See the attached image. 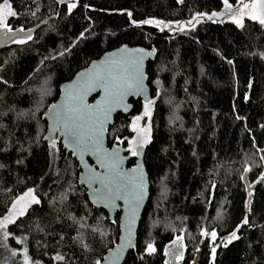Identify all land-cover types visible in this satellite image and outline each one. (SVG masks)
Wrapping results in <instances>:
<instances>
[{"label":"trees","instance_id":"1","mask_svg":"<svg viewBox=\"0 0 264 264\" xmlns=\"http://www.w3.org/2000/svg\"><path fill=\"white\" fill-rule=\"evenodd\" d=\"M8 3L17 15L0 44V210L28 188L38 196L40 203L10 227L31 258L96 264L118 241L121 211L112 216L93 206L78 161L61 138L55 149L45 140V115L63 84L127 44L155 49L156 56L147 69L154 101L145 145L151 196L138 245L124 264H191L197 253L198 264H264V25L195 22L221 10L223 0ZM16 34L23 36L12 40ZM132 102L134 111L117 114L109 128V147L129 145L132 119L145 106ZM204 231H215V241ZM234 231L238 239L229 242ZM177 237L184 254L173 261Z\"/></svg>","mask_w":264,"mask_h":264},{"label":"snow or ice","instance_id":"2","mask_svg":"<svg viewBox=\"0 0 264 264\" xmlns=\"http://www.w3.org/2000/svg\"><path fill=\"white\" fill-rule=\"evenodd\" d=\"M223 5L227 13L231 14V18L240 27H243L245 17L253 21H258L260 25H264V0H239V5L234 9L233 4L229 0H223ZM76 4L68 5L69 11L75 8ZM34 14V13H33ZM17 13L13 10L12 5L8 0L0 2V29L5 31V35L12 32L13 29L8 25L9 17H15ZM131 15V13H129ZM217 13H212L208 16L211 20ZM133 23H135L133 21ZM147 24H157L160 21L145 20ZM167 26V25H166ZM183 30V29H181ZM19 31H24L20 28ZM31 37L29 36L28 39ZM17 43H25V40L14 41ZM137 53H142L143 50H136ZM147 55H151L148 53ZM143 56H121L119 59L106 62L105 66H99L92 72L85 73L82 77V82L78 86L79 91H70L65 97V102L59 107L53 105L50 111L52 112V120L54 122L53 131L60 134L67 141L75 154L83 160L85 154L96 156L97 162L102 168L106 169L104 174H97L92 168L88 169V177L86 182L89 184H99V187L93 188V193L96 195L97 201L105 206L117 207L116 201L123 200L127 205L128 224L127 237L125 242L117 246V251L113 253V262L119 260L124 248L131 246V231L132 225L135 223V216L138 212L146 194V183L142 170L136 169L133 172L135 175L125 173L122 169L123 158L119 155V150L108 151L103 146V137L105 124L109 120L112 111L117 108L127 107L124 103V98L129 94H143L144 88V73L142 71ZM94 89H102L104 92L103 100L95 107L85 103V95ZM153 100H146L143 115L135 117L133 122V130L137 132L143 143L147 142V133L149 128H139V122L144 117L151 116V106ZM141 133L145 134L141 136ZM143 143H138L133 140L131 148L132 155H139L138 148L143 147ZM52 148H56L55 139L51 142ZM264 180V177H261ZM39 204L40 201L34 195V190H29L24 196L16 200L13 204V213L3 220H0V229H7L8 225L15 223L17 216H23L26 209L31 204ZM17 205H20L17 211ZM244 224L248 221L245 219ZM102 234V233H101ZM204 236H211L215 241L216 232L210 234L207 231L202 233ZM4 238L7 239L9 233L4 231ZM182 238L177 237L174 244ZM233 239H238L236 232L231 234L229 242ZM149 253L155 252V247L152 244L147 246ZM215 249H213V253ZM15 255V253H13ZM182 259V253L180 254ZM58 260H63V256H57ZM25 264H31L27 252L25 251ZM96 264H101L98 260Z\"/></svg>","mask_w":264,"mask_h":264},{"label":"water","instance_id":"3","mask_svg":"<svg viewBox=\"0 0 264 264\" xmlns=\"http://www.w3.org/2000/svg\"><path fill=\"white\" fill-rule=\"evenodd\" d=\"M54 17H50L45 19L42 23L37 25L36 28H40L44 24L48 23L51 19ZM0 33H5L3 30H0ZM17 36H14L16 38ZM136 50H143L142 53H137ZM148 53H151V55H147ZM141 55L143 56V62H142V71L144 73V88L145 92L143 94H129L124 98V103L127 107L125 108H117L116 110L112 111L108 122L105 124V131H104V137H103V146L105 149L108 151H115L119 150V155L120 157L123 158L122 162V169L125 173H129L132 175H135L137 173L133 172V170L140 169L143 172L145 183H146V194L145 198L136 213L135 216V223L132 225V231H131V246L124 248L122 254L119 257L118 261H115V264H124L128 255L131 253L133 249H135L138 245V234H139V229L140 225L143 219V215L145 212V209L147 207V204L149 202L150 196H151V183H150V176L145 164V156H146V146L143 145L142 148H138V152L140 153L139 155H136V161L132 166H129L130 160L133 158L131 154L127 155L126 153L128 152L126 147H121V146H114V147H109L108 145V135H109V128L114 124L116 115L119 113H124L125 115L131 114L134 109L135 105L132 102L133 99L135 100H140L142 99L144 102L146 100H151L152 95H151V88L149 85V75L147 72L148 69V63L149 61L156 56V51L155 49H149L147 47L143 46H130V45H123L118 48L109 50L105 52L100 58L97 60H94L87 68H84L80 70L72 80L69 82L63 84L61 86L60 90V96L58 99L52 103L45 115V118L47 119V133L45 135V140L48 141L49 143L52 142L53 139L56 138H61L64 148L67 150L69 154H72L73 157L78 161L79 163V168L81 169L80 173V181L81 184L88 190L89 194V200L93 204L94 207L98 209H104L107 211L110 215L114 216L116 211H121V217H120V234L117 243L107 251L105 254L103 260L101 261V264H114L113 262V253L117 251V246L124 243L125 239L127 237V228L126 225L128 224V212H127V205L123 200H118L116 201L117 207H109L105 206L104 204H101L97 201L96 195L93 193V188L94 187H99V184H89L86 182L87 177H88V169L92 168L97 174H104L106 172V169L102 168L101 165L97 162L96 156L92 154H85L83 157V160L80 159V156L78 154H75L73 149L68 146L67 141L65 138L60 134V132H54L53 127H54V122L51 118L52 112L50 109L52 108L53 105H56L59 107L61 104L65 102V97L70 91H79V87H74L78 86L82 82V77L84 76L85 73H89L97 69L99 66H105L106 62H110L111 60L114 59H119L121 56L124 57H129V56H137ZM104 97V92L102 89H94L91 92H88L87 95H85V103L92 108H95L102 100ZM247 210H250V201L252 199V191H251V184L249 182V179L247 178ZM174 244L172 245V247Z\"/></svg>","mask_w":264,"mask_h":264},{"label":"rangeland","instance_id":"4","mask_svg":"<svg viewBox=\"0 0 264 264\" xmlns=\"http://www.w3.org/2000/svg\"><path fill=\"white\" fill-rule=\"evenodd\" d=\"M245 2H247V0H245ZM231 3V2H229ZM72 4V3H71ZM76 4V3H75ZM233 4V3H232ZM237 5H239V0H236L235 3L233 4L234 9L237 7ZM217 13L216 16H213L211 20L208 19V16L211 15L212 13ZM249 18L245 17L243 20V23ZM201 21H221V22H231L234 23V21L231 18V14L227 13L224 6L221 10L219 11H213V12H205L199 15V17L195 20V22H201ZM258 22V21H256ZM259 23V22H258ZM236 24V23H234ZM186 25V23H182L181 26L184 27ZM237 25V24H236ZM239 26V25H238ZM3 36H6L5 33H0V44H2L3 41ZM15 36L19 37V36H23L21 34H16ZM144 112V110H143ZM143 112L137 116H141L143 115ZM151 113H152V107H151ZM135 116V117H137ZM135 117H133L132 119V125L133 122L135 120ZM145 119V120H144ZM143 120H141L139 122L138 127L139 128H149V123H148V119L149 117H145ZM131 125V126H132ZM132 131L133 134L130 138V142L129 145L127 146L128 148V152L131 153V148L133 147L132 141L133 140H137L138 143H143V141L140 139V137L138 136L137 132L133 130L132 127ZM145 134L141 133V136H143ZM147 135V141L149 139L150 136V131L146 134ZM147 143V142H146ZM146 143H143V145H146ZM33 190L32 188H28L26 189L24 192H22L21 194H19L11 203L10 207L8 208V210L6 211H2L0 210V220H3L5 217H8L9 215H11L13 213V204L15 203L16 200L20 199V197L24 196L25 193H27L29 190ZM34 195L37 197V199L39 200L38 196L35 194ZM40 201V200H39ZM35 203L31 204L25 211V214L27 213V211L29 210V208L31 206H33ZM20 205H17V211L19 210ZM24 214V215H25ZM22 217V216H17L15 219V223L18 221V219ZM14 223H11L8 225L7 229H0V264H25V251L27 252V256L31 262V264H44L40 261H35L31 258L29 250L26 248V246L24 245L23 239L20 237V235L14 233L10 227L13 225ZM4 231H7L9 233V236L7 239L4 238ZM183 251H184V240L183 238L178 241L177 243L174 244L173 246V251H171V255L172 258L171 260H178L180 258V254L182 253L183 256ZM216 251V248H215ZM15 253V255L13 254ZM198 260H199V253H197L196 257L194 258V260L191 262V264H198Z\"/></svg>","mask_w":264,"mask_h":264},{"label":"flooded vegetation","instance_id":"5","mask_svg":"<svg viewBox=\"0 0 264 264\" xmlns=\"http://www.w3.org/2000/svg\"><path fill=\"white\" fill-rule=\"evenodd\" d=\"M127 148H128V147H127ZM127 150H128V149H127ZM126 154L129 155V154H131V153H130V152H127ZM131 156H132V157H135V161H136V155H132V154H131Z\"/></svg>","mask_w":264,"mask_h":264}]
</instances>
